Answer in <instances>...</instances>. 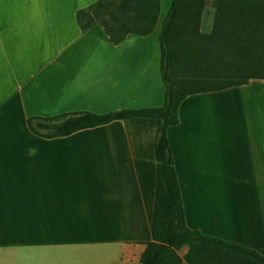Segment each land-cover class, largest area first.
<instances>
[{"label":"crops","instance_id":"obj_1","mask_svg":"<svg viewBox=\"0 0 264 264\" xmlns=\"http://www.w3.org/2000/svg\"><path fill=\"white\" fill-rule=\"evenodd\" d=\"M95 1L0 0V264H141L152 239L155 120L55 138L27 126L163 103V0L151 33L118 44L99 24L80 29ZM177 114L168 139L187 226L264 254V79L189 95Z\"/></svg>","mask_w":264,"mask_h":264},{"label":"trees","instance_id":"obj_2","mask_svg":"<svg viewBox=\"0 0 264 264\" xmlns=\"http://www.w3.org/2000/svg\"><path fill=\"white\" fill-rule=\"evenodd\" d=\"M213 8L209 33L200 32L207 2ZM160 0H96L76 13L81 30L99 24L113 44L130 33L152 32ZM183 37H197L193 49ZM183 40V41H184ZM160 75L164 99L160 106L96 113L88 110L27 118L29 130L44 138L63 137L117 119L150 118L156 121L154 156L156 184L152 239L145 242L141 264H264L257 250L191 229L185 221L180 186L174 169L168 130L178 122V108L189 95L218 91L264 79V0H171L158 35ZM210 45V48L208 46ZM181 54V56H180ZM191 73L175 79V62ZM186 246L183 256L177 249Z\"/></svg>","mask_w":264,"mask_h":264},{"label":"rangeland","instance_id":"obj_3","mask_svg":"<svg viewBox=\"0 0 264 264\" xmlns=\"http://www.w3.org/2000/svg\"><path fill=\"white\" fill-rule=\"evenodd\" d=\"M171 3V0H163V5H166V10L168 9L169 5ZM212 21H213V8L210 5V1L207 2L205 9H204V13L202 15V19H201V23H200V32L202 33H209L211 26H212ZM162 22V21H161ZM160 22V23H161ZM183 37H180L177 42H175L176 47L180 46V48L183 47V42L187 41L190 46L195 49L199 46L200 42L199 39L197 37H189L187 40H184ZM96 45L97 46H101V47H105L108 46L107 43H105L104 41L101 42L100 40H96ZM208 48H210V45L208 46ZM181 56V54H180ZM175 79L176 81H182L184 78H186L192 71L191 68L188 69L181 64V62L178 60V62H175ZM190 72V73H189ZM252 79H249V81ZM186 248L185 247H180L179 249H177V254L179 256H183V254L186 252Z\"/></svg>","mask_w":264,"mask_h":264}]
</instances>
